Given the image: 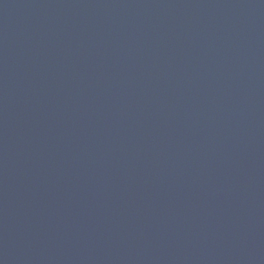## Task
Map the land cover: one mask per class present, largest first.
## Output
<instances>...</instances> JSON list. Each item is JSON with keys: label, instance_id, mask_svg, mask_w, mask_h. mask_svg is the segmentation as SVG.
<instances>
[{"label": "water", "instance_id": "1", "mask_svg": "<svg viewBox=\"0 0 264 264\" xmlns=\"http://www.w3.org/2000/svg\"><path fill=\"white\" fill-rule=\"evenodd\" d=\"M0 264H264V0H0Z\"/></svg>", "mask_w": 264, "mask_h": 264}]
</instances>
